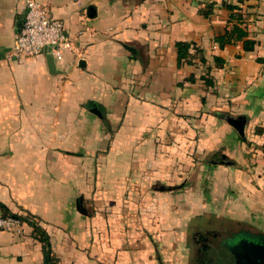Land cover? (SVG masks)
Instances as JSON below:
<instances>
[{
  "label": "crops",
  "instance_id": "1",
  "mask_svg": "<svg viewBox=\"0 0 264 264\" xmlns=\"http://www.w3.org/2000/svg\"><path fill=\"white\" fill-rule=\"evenodd\" d=\"M26 1L0 0V202L38 220L58 264H182L214 214L200 197L264 240V0H39L73 38L55 71L8 57ZM233 13L254 49L217 41ZM179 41L206 62L193 45L178 65ZM28 225L0 228V264H46Z\"/></svg>",
  "mask_w": 264,
  "mask_h": 264
},
{
  "label": "built area",
  "instance_id": "2",
  "mask_svg": "<svg viewBox=\"0 0 264 264\" xmlns=\"http://www.w3.org/2000/svg\"><path fill=\"white\" fill-rule=\"evenodd\" d=\"M79 34H83V31ZM72 42L73 38L67 33L65 23L52 15L46 4L39 0H27L26 12L8 57L28 59L46 53L51 47L55 57L61 59ZM22 223L12 216L0 215V228L4 230L21 232Z\"/></svg>",
  "mask_w": 264,
  "mask_h": 264
},
{
  "label": "trees",
  "instance_id": "3",
  "mask_svg": "<svg viewBox=\"0 0 264 264\" xmlns=\"http://www.w3.org/2000/svg\"><path fill=\"white\" fill-rule=\"evenodd\" d=\"M228 8L233 10L236 8V6L227 4ZM214 4H209V8L203 9L202 12L206 15L209 16L212 11H213ZM237 19V23H235L231 29L227 30L226 34L221 37H217V41L220 43L221 46H224L226 43H231L233 41H238L240 39H243L244 37L248 36L247 30L242 27L241 25L244 23V18L242 14H237L233 13L231 15V19ZM21 26V25H20ZM194 45V46H193ZM256 41L252 38H246L244 40V46L246 50H252L255 48ZM194 47L196 50L197 54H201V61L206 62V58L204 55H202L203 50L199 47L196 46V44L186 42V41H179L177 42V48H178V65H182L183 63H192V55L190 52L191 47ZM214 60L217 64V66H222L224 63V60L218 56L214 57ZM203 79L207 82L208 85L214 84V79L211 76H202ZM189 81H194L195 76L191 75L188 78ZM182 84V83H181ZM0 211L2 212L0 215L2 216H12L14 218H17L21 220V222H27L29 225L33 227V231L35 233V237L39 239V241L42 243L43 246V255H44V260L46 264H58V258L55 255L51 243V238L50 235L48 234L47 231H45L40 223L36 220H34V217L32 215H23V214H18L12 212L6 204L3 202H0Z\"/></svg>",
  "mask_w": 264,
  "mask_h": 264
},
{
  "label": "rangeland",
  "instance_id": "4",
  "mask_svg": "<svg viewBox=\"0 0 264 264\" xmlns=\"http://www.w3.org/2000/svg\"><path fill=\"white\" fill-rule=\"evenodd\" d=\"M198 168H199V165L195 168L196 170H195V174H194V179L189 177V178H191L189 180L194 181V183H193L194 185L200 184L201 176H203L201 169H198ZM206 173H204V177H206L207 180L212 182L211 177L213 178V175L208 174V173L206 174ZM213 187H214V185H213ZM177 193H179L180 196L183 195L185 197L186 190L185 189L179 190V191H177ZM200 198H202L204 200V203L201 204L200 201L198 204L194 203L193 211L195 210V208L197 206H201V207L207 208L208 210L214 212V214L204 215V217L202 219H200V222L203 221V223H205L203 225H206L208 230L204 227L194 228L197 232H201L204 236L207 237L208 235L206 232H211V231H212V233L213 232H217V233L223 232L225 234L230 229L235 230V229L239 228L238 225L235 223V221L229 220L228 218L223 217L224 216L223 214L220 215L218 213V212H220V209L218 208V204L215 205L213 203H210L212 200L215 201L216 198H214V199L212 198V200L210 202H206V199L204 197H200ZM209 204H210V207H209ZM178 209H179L178 212H184L183 210H180L181 208H178ZM168 213H169V211L166 210V215H168ZM34 220H36V219L34 218ZM36 221H38V220H36ZM22 225L23 226H22L21 232H24V225L27 226L28 223L23 222ZM169 225H170V223H169ZM183 225H184L183 221H182V223H179L177 230H176L178 233L183 232V228H182ZM170 229L173 232L175 231L173 226H171ZM192 230L188 233L187 239L185 241V243L187 245L186 248L184 247V244L182 245V248H183V250H185V252H179V253H177L178 255L173 254L174 256L177 255V256H175L174 260L178 261L177 259H179V261L182 264H206L207 262H209L210 259H212V260L214 259L212 264H225V262H227L226 261L227 256H225V254L221 250L222 247L225 248L224 245L217 244L214 241L213 237L210 236L208 238L211 239V242L210 241H206V242L209 243L210 245H212V248H211L212 250H209V249L208 250H204V249L202 250L201 248H202L203 244L193 241L192 234H191ZM21 232H18V233L20 234ZM212 239H213V241H212ZM199 249H201L200 254L197 253ZM220 251H221V255H220Z\"/></svg>",
  "mask_w": 264,
  "mask_h": 264
},
{
  "label": "water",
  "instance_id": "5",
  "mask_svg": "<svg viewBox=\"0 0 264 264\" xmlns=\"http://www.w3.org/2000/svg\"><path fill=\"white\" fill-rule=\"evenodd\" d=\"M48 56V63L50 69L55 71L56 68V57L53 53V49L48 47L46 50ZM49 52V53H48ZM84 60L80 61V65H85ZM95 112L100 113V110L97 108L93 109ZM230 123L236 128H240L241 122L237 119H229ZM231 252L235 256L234 264H264V243H260L252 239H244L240 242H237L235 245L229 246Z\"/></svg>",
  "mask_w": 264,
  "mask_h": 264
},
{
  "label": "flooded vegetation",
  "instance_id": "6",
  "mask_svg": "<svg viewBox=\"0 0 264 264\" xmlns=\"http://www.w3.org/2000/svg\"><path fill=\"white\" fill-rule=\"evenodd\" d=\"M206 233L208 235L207 237L204 236L201 232H196V234L194 236V241L195 242H199V243L203 244L202 248H201L202 250L203 249L204 250H208V249L210 250L211 249L212 245H210L209 243L206 242V241H210L211 242V239L208 238L210 236H212L214 241L217 244H220V245L226 244L228 246H231V245L237 244V242H240L241 240H244V239H252V240H256V241H258L260 243H264L263 238L255 236V235H252L246 230H239V231H231V230H229L225 234H219V233L215 234V233H210V232H206ZM213 239H212V241H213ZM201 249L198 250V252H197L198 254L201 253ZM206 264H209V262H207Z\"/></svg>",
  "mask_w": 264,
  "mask_h": 264
}]
</instances>
